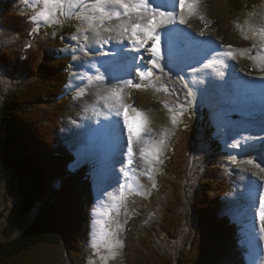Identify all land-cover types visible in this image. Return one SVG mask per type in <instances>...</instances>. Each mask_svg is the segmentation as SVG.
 I'll use <instances>...</instances> for the list:
<instances>
[{
	"label": "trees",
	"instance_id": "16d2710c",
	"mask_svg": "<svg viewBox=\"0 0 264 264\" xmlns=\"http://www.w3.org/2000/svg\"><path fill=\"white\" fill-rule=\"evenodd\" d=\"M261 1L230 3L237 10L245 2L251 8ZM0 10L1 28L26 39L25 17L15 12L14 4L0 0ZM40 40L36 43L41 48L18 43L0 49V69L17 82L27 80L0 106V182L8 175L18 196L8 217L11 229L33 216L20 234L0 240V264H85L94 207L92 182L87 167L72 169L77 157L57 137L70 109L68 99H59L67 79L66 62L50 53L58 39ZM197 125L196 129L185 124L175 132L152 206L151 200L142 202L127 224L125 264H248L243 229L230 217L220 216L230 185L215 148L214 128L203 122ZM204 145L206 166L190 192L191 155ZM158 199L164 205L157 212ZM155 212L160 218L152 221ZM189 215L195 225L193 236L187 248L177 251ZM166 244L171 246L168 252Z\"/></svg>",
	"mask_w": 264,
	"mask_h": 264
},
{
	"label": "rangeland",
	"instance_id": "374dc122",
	"mask_svg": "<svg viewBox=\"0 0 264 264\" xmlns=\"http://www.w3.org/2000/svg\"><path fill=\"white\" fill-rule=\"evenodd\" d=\"M35 5H30L29 1H26L27 4V8L24 10L20 9V13L21 15H27L29 17V19L27 21H30V28L28 32V36L26 37V39H22V37L17 36V33H10V32H5L0 28V49L1 48H6V47H12L11 45H18V43H22V46L25 48H41L42 45H39V43H36V40L38 37H42L43 39H45L47 37V40L49 41V37H53L58 35V37L61 38V33L62 31H59L60 27H62V25H66V23H68L67 21H64L65 18L64 16H66L65 14H61L60 10H55V14H56V22L54 23H48L45 22L42 19H37V20H33L31 17L36 15L37 12H39L42 7H43V0H33ZM203 0H199L198 4H194L193 6H199L200 8H202L201 3ZM204 1H210L207 4V6H204L205 9L210 8V5H212L213 1L215 2H220V1H224V0H204ZM227 1V0H225ZM21 2H24V0H21ZM178 2V0H175V3ZM203 4V3H202ZM92 4H88L87 6H91ZM188 5V7H187ZM224 6V5H223ZM221 4L219 6V8H214L215 11H217L216 13L213 12V16H214V27H218V31H219V35L220 37H218V42L222 45H232V48L230 49L231 51L234 50L233 47L240 45V42L242 40V35L239 34V32H246V28L248 29V31L250 32V37H254L255 34H257L256 39L255 40H259L261 38L262 35H264V2L262 3V5H260V7L254 12V14L251 15V17L249 18L248 16H246L245 19H243V21H240L239 23H237L239 30L238 33L236 32V35L233 34L231 31L232 28L230 27V24L227 23L228 27L231 29V31L224 26V23L226 22L227 19H231L233 18V15L235 14V11L232 12L231 14L229 13V10L227 11L228 6H226L225 8L223 7ZM184 7L186 8V10H189V2L188 3H184ZM176 8V6H175ZM91 9V8H90ZM212 9V8H211ZM177 11V15L180 14L178 9H175ZM87 9L84 10L83 7H81L79 9V11L75 12V9L72 10L71 12L74 13L72 14V16H68V20L69 22H72L73 24H79L80 22H82L85 18V13H87ZM122 11V9H121ZM190 12V11H189ZM224 12V13H223ZM68 15V14H67ZM183 15V14H181ZM237 14H235L236 16ZM135 16V14L133 15ZM186 14H184L182 17L185 18ZM189 17V16H188ZM187 17V18H188ZM133 18V17H132ZM159 19V18H157ZM124 20V19H123ZM178 20V17L176 19V21ZM133 22H135V20L133 19ZM120 23V21H117L116 23L112 24V27H116V25ZM81 24V23H80ZM179 24V22H178ZM185 27H189L186 24H184ZM234 26V24H232ZM173 26H177V25H172ZM241 26L243 27L241 29ZM101 27H104V25H102ZM170 27V28H171ZM169 28V29H170ZM235 28V26H234ZM79 30V28H77ZM186 28H184L185 30ZM159 30V29H158ZM179 30V29H178ZM58 31V32H57ZM101 32V34L104 32L103 30H99ZM180 30L178 32V35H183V31ZM79 32V31H78ZM76 32L73 36H71L70 38H68V40L66 41L67 47L63 50H65L66 52L72 54L74 56V62H77L80 66L78 70H74L71 72V77H70V83H69V91H74V94L77 96L74 99V103H78V102H82V101H86L84 100V97H90L91 96V91L90 89V85L91 82L83 79L82 78V71H83V65H81L82 62H87L88 64H90V66L92 67L97 66L98 64V60L93 59V55L95 54H91L88 53V55H85V51H84V45L86 44V42H84L83 39V35L82 33H78ZM223 33V34H222ZM162 34V32L160 31V35ZM94 35V33H92V36ZM177 35V34H176ZM190 36V34H189ZM211 36H213L214 38L216 37L215 34L211 33ZM104 37H107V35ZM111 37L115 38L116 37V32H111ZM33 38V39H32ZM123 38V37H121ZM117 39L119 40V44H125V50L122 52H117L116 55L114 57H121V55L123 53V56L125 59H123V62L126 63L128 62V60H130V54L132 53L131 56L135 58V53H133L134 51L130 49V45H128L129 43L127 42H122V39ZM191 38V37H190ZM202 39V38H199ZM262 39V44L260 42V44H257L258 47V53H257V57L259 58V54H264V37L261 38ZM21 40V41H20ZM96 40V43H94V41ZM201 41V40H200ZM204 41H208L209 43H212L210 41L209 38H204ZM109 42H113V39L110 40ZM92 43V45H91ZM188 44V42H186ZM201 43L203 44V41H201ZM39 45V47H38ZM102 45H106L103 44V41L98 38H92V41H88V47L93 48L92 46L96 47V48H101ZM130 46V47H127ZM204 45H207V43H205ZM224 45V46H225ZM107 49V48H104ZM122 49V48H121ZM203 49L206 50V46L203 47ZM220 50H223L224 52L227 51L226 48H221ZM103 51V49H102ZM196 53L197 51L200 52V49H196L195 50ZM207 51V50H206ZM198 52V53H199ZM208 52V51H207ZM222 52V51H221ZM226 54V53H225ZM223 55V54H222ZM106 56V55H104ZM108 57V59L110 58V56H106ZM194 57V56H192ZM116 58V59H117ZM157 59H160L161 62L158 60L159 63L163 64V62H167V67L169 68L171 65L170 63H168V59H174L177 62H180L181 58L176 57L173 53H171V51H169V53H167L166 51L163 52V48L160 49V54L157 57ZM179 59V61H178ZM102 61V60H101ZM231 62V57L226 58L225 60V72H230L233 71V66L232 64H235V67H238V63L237 61L239 60H235L232 58ZM138 62V66H139ZM218 63V62H217ZM219 65V63H218ZM222 65V63H221ZM93 66V68L95 69V72H97V69ZM137 66V65H136ZM136 66H135V70H136ZM116 67V65H113L114 69ZM74 68V67H73ZM185 68V67H182ZM203 68V67H202ZM200 68V69H202ZM78 71V72H77ZM159 75L161 70H155ZM224 72V73H225ZM240 73V70L237 72ZM201 74L203 76H207L208 79H210L211 76L215 77L212 73H210V69L209 68H203L201 71ZM201 74H197V72H194L193 74H188L186 73L187 77L189 78V83L190 85L187 88L186 91V87L180 88V91H178V93L176 94V102H174L171 106V112L170 114H172V117L170 116V118H173V116H175L176 118V123L173 124L172 120H170L166 126H164L163 122L165 119H167L166 116H164L165 114H163L161 112V105H159V98L158 101L155 102V98L157 97V91L155 89L151 88L152 83H156L155 81H160L161 80V75L159 79H156L155 77H151L150 79H145L143 80L144 82H140L141 84H147V87H141V88H134L129 86L128 90L132 91L134 93V100L136 99L137 96H139L138 100L140 101V103H138V109L141 108L143 109V105H142V96L144 94H147V96H149L148 100L150 102V104L147 107L148 112L152 113L154 110V112L152 113L153 116L156 115V117H160V121L161 122V126L159 127L158 124L156 122L158 121H154L151 123H149V125L151 124V126L153 125L154 127H159L157 129H150V127L148 128V126L146 127V131L144 132L143 138L137 142L135 137L133 138V144H138L141 149H144V153L145 155L143 157H141V155H138V158L142 160L143 163H145L148 168L151 169V167H153L152 169H154V172L156 171L157 173L162 169H156V161L161 160V158H163L162 156L165 155L166 152V147L169 144L170 138L172 133L174 132V130L178 127L180 121L183 120V125L185 124H189L191 123L192 125L194 124V118L192 117L194 115V113L192 112V109L196 110L197 105H202L203 108L207 109V111L209 112L210 116L213 117V119L216 121L217 123V127L218 129L222 132V130L219 128L218 125V121L222 122V117L220 115V109L217 105L216 100L214 99V95L218 94V88L217 85H209L208 88L207 87H203L200 82H201ZM235 74V73H234ZM7 72L4 68L0 69V106L3 103V100L14 90H19L21 89L23 86L26 85L27 80H21L19 82H15L14 79H10L7 76ZM100 75V74H99ZM211 75V76H210ZM225 75V74H224ZM101 76H104V74H102ZM109 78H112L109 75ZM235 78H237V75L235 74ZM231 79V77H230ZM26 80V83H25ZM85 80V81H83ZM95 80H99L98 77L95 78ZM130 80V79H129ZM227 78H223V80H218V84L220 83V89L222 87H226V84L223 81H226ZM234 83H236L234 77L231 79ZM119 79L116 78V81L114 83H117L120 85V82H118ZM113 83V84H114ZM135 83V82H134ZM207 83H210V81ZM217 83V82H216ZM239 83H242L239 81ZM199 84V85H198ZM244 85V84H243ZM207 89V90H206ZM248 91V90H247ZM191 92V95H188V93ZM94 93H92L93 96ZM154 95V96H153ZM91 96V98H92ZM262 99V98H261ZM147 100V101H148ZM264 100V98H263ZM148 102V103H149ZM156 103V106H154ZM263 109H264V104H262ZM75 107V105H74ZM154 107V108H152ZM152 108V109H151ZM75 109V108H74ZM112 113L114 115H117V119L118 121L116 122L117 126H119V128L122 129V123L121 120L119 118V114H117L118 111H115V107L112 108ZM151 109V111H150ZM199 109V108H198ZM74 111V110H73ZM120 111V110H119ZM160 113V114H159ZM71 114V113H70ZM135 114V113H133ZM131 114V115H133ZM145 117H150L151 115H148L146 113ZM159 114V115H158ZM70 116V115H69ZM200 116H201V112H200ZM74 117H76V114L74 115ZM179 117V119H178ZM69 117L63 119V126H62V130L61 133L58 134V136L61 138V140L73 151H79L81 153V155L78 153V155H80L78 158V161L75 163V165L77 164L78 166L81 165V161H85L86 157H89V159H91L92 163H90L89 167L91 169V173H92V180H93V184H94V190H95V196H96V201H95V206H94V214H93V219L91 222V234L93 231V236H91V240L89 242L88 248H87V257H86V263L85 264H125L124 263V256H123V244L121 241V226L122 223L124 221V217L125 215H127V217L130 219L131 217H133V214L135 215V212H139L141 205L140 202H142L144 199H148L151 201L149 202V204L152 206V197H153V191L151 192V189L155 186V179L154 177L152 178V182L154 185L150 186V185H145L142 186L140 185V181L136 178H131L128 185L124 188V194L121 197V199L119 198V195L117 194V189H118V183H119V179L121 177L124 176L123 171L124 169L128 168V163H126L124 166H120L121 163V159L126 156V158H129L127 151V146H125V142H123L122 139V143H121V148H124L120 150V154L121 157L119 158V156L117 155V159L116 158V165H113L111 163V156L113 154H116V150L111 149V152H109L107 158H105L103 156L100 157L99 161L98 160H93L94 158L98 157V156H94L91 153V146H89V150H83V148H81V146H85L88 145L89 143H93V139L89 140L88 139H78L75 137V135H72L71 132V128L70 126H68V122L67 119ZM73 117L71 116L69 119H72ZM162 119V121H161ZM62 120V119H61ZM179 120V121H177ZM224 121H226L223 118ZM80 121V120H79ZM77 121V122H79ZM141 121V117L138 116L136 117V119L134 120V130L137 127V125L140 123ZM114 121L111 117L109 116H100L98 117L97 115H92L90 116L89 120L86 121V128L87 130L94 128L93 133H95L98 137V139L100 140H104L105 141V149L110 147L106 146V142L108 140L107 135L103 134L99 128L100 126H103V128L107 127V126H112ZM172 123V126L169 125ZM110 124V125H108ZM96 127V128H95ZM115 131H113V133L118 132V130L116 131V126L114 125ZM118 128V127H117ZM258 128L260 129L259 132H262V128H260L258 126ZM220 132V135H221ZM89 133V131H88ZM87 133V134H88ZM125 134V133H124ZM223 134V132H222ZM122 135V133H121ZM123 136V135H122ZM224 136V134H223ZM262 136V135H261ZM94 138V137H92ZM74 140H77L79 143L80 141H83V143H85L84 140H88L87 143L83 144V145H79L76 142L74 143ZM121 140V139H120ZM236 142H238V138L234 139ZM245 141V147H248L247 150H249L247 153V157L245 158H238L237 156L235 157V148H237V144L236 145H231L233 142L229 141L228 139H226V143L228 146L231 147V149H227L230 150V153L232 154L234 160H238L240 163H234L235 166L232 167L233 164V158L230 159V161H228V163H226V169H228L227 173L228 175H231V181L232 183H235L233 188L234 191L232 193V195L230 197H228V203L229 206L226 208L225 213L230 215V217L234 220L235 223H240L242 225H246L247 227L250 228V231L246 234V236H248L250 238V240L252 241L251 243L253 244L252 246L249 244V247H252V251L250 252V250L248 249L246 252V256L248 258H250L249 260V264H264V256L261 254V252L264 254V231L262 233V229L260 230L259 225H260V220L258 219V215L257 213H259V209L255 210L254 212H251V210H247L246 207L244 205L247 204V202H251L253 204H255L257 202L258 207H260V203L262 201V195H264V190L262 187V190L259 189L260 188V182L259 181H255V178H259L258 173H251L254 168L253 167H262L263 169V165L261 164L264 161V138L259 139V140H253L250 137H246V140H243V143ZM152 145V146H151ZM243 145V144H242ZM260 147L262 150H260L257 147ZM151 147V148H150ZM140 149V150H141ZM253 149V150H250ZM68 150V149H67ZM206 148H202L200 153L196 154L193 156V162H192V169H191V180L190 183H188V191H193L196 187H197V183L199 181L200 175H202V171L204 166L206 165ZM250 153V154H249ZM252 153V154H251ZM228 156H230L229 154H227ZM230 156V157H232ZM158 157V159H157ZM105 159V160H104ZM249 159L250 161L254 162L251 165V170L245 172L248 173V176H245L241 170L240 166H244V165H248L249 164ZM104 160V161H103ZM246 160V161H245ZM98 161V162H97ZM150 162V163H149ZM248 162V163H246ZM159 166L163 165V160L160 161V163H158ZM249 165V166H250ZM259 165V166H257ZM92 166H94L92 168ZM253 166V167H252ZM227 173L225 172V175L228 177ZM238 173V174H237ZM259 174L264 178V171L259 172ZM128 176H134V175H129ZM151 176H155V174H150ZM237 176V177H236ZM238 178V179H237ZM246 180L249 182V184H254L257 183L258 184V188L255 189V192H258L257 196L253 195L249 192L246 191V189L244 187H242V180ZM240 182V183H239ZM262 192V193H261ZM248 196L249 198H244L245 196ZM148 196L151 198H148ZM145 197V198H144ZM144 198V199H143ZM238 198H242L243 200H245L246 202L244 204H240V200ZM18 200V196L17 194L14 192V188H12L11 186V182L9 181V176L8 175H4L3 179L0 182V240H4L7 237H15L18 234H20L23 229H25L26 225L28 223H30L31 219L33 216H31L28 221L17 228H13L11 229L10 224H9V213L10 210L12 209V207L16 204ZM238 200V201H237ZM159 203H157L156 208H157V212L161 210V207L164 205L163 199H158L157 200ZM148 203V202H147ZM235 205V206H234ZM234 209H238V211H240L242 214H248V216H244L242 217V219L240 220V218H237L235 215L232 214V211ZM155 212L153 214V216L151 217V220L153 221L154 219H159V214ZM146 216H149L150 214L143 212ZM225 215L224 216H228ZM194 223L193 220L191 218V216L189 215V220L186 224V227L184 228L183 232L180 234V238L177 242V245L175 247V249L177 251L183 249L188 243L191 241V237L193 236V232H194ZM261 235L263 237L262 241H261ZM117 241H119L120 243H117ZM168 247H165L166 251H169V248L171 247L169 244H166ZM262 246H263V250H262ZM64 252V251H63ZM63 252L61 254H63ZM60 254V256H61ZM176 254V253H175ZM103 258V259H102Z\"/></svg>",
	"mask_w": 264,
	"mask_h": 264
},
{
	"label": "snow or ice",
	"instance_id": "6c2138e0",
	"mask_svg": "<svg viewBox=\"0 0 264 264\" xmlns=\"http://www.w3.org/2000/svg\"><path fill=\"white\" fill-rule=\"evenodd\" d=\"M153 2L154 0H95V2L91 5V10L93 11L94 15L91 17H86L88 29H79L78 31L84 33L85 31L91 30L92 32H94L96 37L100 38L103 41V44H108L109 41L114 38H104L101 35L99 28L94 27L93 25L95 24L96 19L100 20L101 25H103L105 19L109 21L115 19L117 21H120V23H118L115 28H103L104 32H116L115 38H126L134 51L139 52L141 48H146V50L149 51L153 57H158L160 54V49L158 46L159 36L157 35V31L162 27H167V25L175 23L176 17L174 11L161 10L165 8L166 5L156 4V6L153 7ZM188 2L190 15L195 14L196 9L193 7V5L198 4L199 0H188ZM179 3L181 9H183L185 0H179ZM66 4L69 9L68 13L63 12ZM80 6L88 7L84 3V0H43L42 9L31 18L33 20L42 19L45 22L54 23L56 22L55 10H60L61 14H70L72 10ZM133 14H135L136 17L135 22H133ZM121 17H126V19L121 20ZM200 18L203 19V17ZM179 22L181 24L188 23V21L183 17L180 18ZM203 34L204 32L202 30L200 32V35ZM83 39L85 42H87L89 39L88 35H84ZM245 39H248V37H245ZM149 42H151L150 47H146L149 46ZM225 47L229 49V51L226 52V55L228 57H232L233 52L230 50L232 48V45H226ZM253 47H255V45H253ZM121 51L123 52L124 50L121 49ZM239 51L241 55H244L246 51L250 50L240 49ZM105 55H107V53H105ZM139 59L143 62L144 57L141 56L139 57ZM133 62H135V58H133ZM149 64H151L152 67H149L148 64L143 63H141L140 66L136 67V75L141 81L150 79L153 75V68L160 67L157 59H151L149 61ZM206 67H211V63L209 65H206ZM191 71L195 72L197 71V69L191 68ZM100 78L103 79V77ZM124 86H131L134 88L147 87L146 84H141L139 82L134 83L133 80L124 82ZM122 92L123 88L112 89L109 91L108 95L109 97H116L117 99H119ZM188 95H191V92H189ZM165 107H168L166 103ZM120 108L125 109V123L128 126L129 133L127 140V152L129 158L127 162L128 165L131 166L134 163L133 157L135 155L133 149V138L135 137L137 142H139L143 138L144 132L146 131V125L149 123V121L145 117L142 110L134 109V111H136L137 114L141 117L140 123L134 130L132 125L128 124V115L126 110L129 108V105L120 102ZM117 114H119V110ZM172 123H176L175 116H173L172 118ZM140 155L141 157H143L145 153L141 151ZM233 163H235L234 160ZM249 163H252V161H249ZM145 174L147 175V173ZM125 175H127V173H125ZM259 217L262 222L261 226L262 228H264V201H261L260 203ZM117 243L120 242L117 241Z\"/></svg>",
	"mask_w": 264,
	"mask_h": 264
},
{
	"label": "bare ground",
	"instance_id": "6f19581e",
	"mask_svg": "<svg viewBox=\"0 0 264 264\" xmlns=\"http://www.w3.org/2000/svg\"><path fill=\"white\" fill-rule=\"evenodd\" d=\"M170 1V0H169ZM172 2H170V6H171V8H169V11H174V13H175V17H176V19H177V17H178V15H177V11L175 10L176 8H175V5H174V3H173V0H171ZM168 2V1H167ZM174 2H175V0H174ZM162 10V9H161ZM163 11V10H162ZM133 19L134 20H136V17L135 16H133ZM229 24V23H228ZM174 25H177L176 27H179V24H178V22L176 21L175 23H174ZM115 28V27H114ZM162 28H166V27H162ZM176 29H179V28H176ZM182 29H184V28H182ZM233 30V29H232ZM160 31H161V28L157 31V35L159 36V41L160 40H162L163 39V36H166L167 35V33L166 34H161L160 35ZM168 31H169V29H168ZM167 31V32H168ZM173 31V29L172 30H170L169 31V35H170V33ZM183 31V35L181 36V35H178V37H180V38H182V39H189L190 40V36H189V30H182ZM181 31V32H182ZM168 35V37H169V39L172 41V42H175L174 40H175V38L174 37H170ZM117 40V39H120V38H114L113 40ZM122 39V42H127V39L126 38H121ZM94 43H96V40L94 41ZM150 44H151V42H149V46H146V47H150ZM129 45V44H128ZM188 45H189V42H188ZM131 46V45H130ZM158 46H159V49H161V48H163L160 44H158ZM207 47V46H206ZM123 50H125V47H123L122 48ZM200 49V52L202 51L201 49L202 48H199ZM217 49V48H216ZM115 50V49H114ZM113 50V51H114ZM129 50H133L132 49V46L130 47V49ZM141 50V52L140 53H138V52H136V51H134L133 53H135V66L136 67H138V62H139V60H138V55L139 54H142V52H144V51H147L146 50V48H141L140 49ZM208 52H209V50L208 49H206ZM108 50L107 49H103V52L104 53H106ZM213 52L214 51H216V53H217V56H220V54H221V51H223V50H212ZM211 51V52H212ZM148 53H149V60H151V59H157V57H153L152 55H151V53L149 52V51H147ZM171 53H173V50L171 49ZM215 53V54H216ZM214 54V53H213ZM105 55V54H104ZM106 56H108V55H106ZM110 56V55H109ZM176 56V55H175ZM192 56H194L193 58H195L196 57V55H191V57ZM214 55H212V56H209V57H213ZM176 57H178V56H176ZM206 58H208V57H206ZM259 58H260V60L261 61H263L264 62V54H259ZM160 61L161 62V60L160 59H157V61ZM128 62H130V60H128ZM159 63V62H158ZM162 63V62H161ZM161 63H159V65H160V67L159 68H153V75H152V77H155L156 79H159L160 78V75L155 71V70H161V68H162V64ZM218 63H219V65H218ZM218 63H217V61H214L213 63H212V66H217L218 67V70L217 71H215V70H212L211 69V67L209 68L210 69V73H212L214 76H217V77H219L218 78V80H223V78L221 77V74H219L218 72H221L220 70H221V67H222V65L220 64V60L218 61ZM206 65H209V62L207 61V60H204V63H203V65H202V67L203 68H208V67H206ZM152 67V66H151ZM202 68V69H203ZM110 69H112V68H110ZM211 76V75H210ZM119 79V81L118 82H120V85L119 84H117V83H114V84H112L110 87H109V89L107 90V93H105L104 95H101L100 93H94L93 94V96H92V98H90V100H89V102H86V101H82V102H78V103H76L75 104V109H74V111H72L71 112V114H70V116H69V118L72 116L73 118L72 119H67V122H68V126H70V128H71V130H72V132H71V134L72 135H75V137L76 138H78V139H88V131L89 130H87V128H86V121H88L89 120V118H90V116H92V115H97L98 117H100V116H109V117H111L112 119H113V121H114V123H112L113 124V127L112 126H108V128H106V129H103V131H102V133L103 134H106L107 135V137L109 138V143H108V146L109 147H111V149H113V150H116V154H113L112 156H111V163L113 164V165H116L117 163H116V158H117V155L119 156V158L121 157V154H120V150L121 149H123L124 150V148H121V143H122V140H120L121 138L120 137H123L122 135H121V133H122V130L120 131V135L119 134H117V133H113V130L115 129L114 128V125L115 126H117V124H116V122L118 121L117 119V115H114L113 113H112V108L113 107H115V111H118V110H121L122 108H120V102H122V103H124V104H127V105H129V108L126 110V111H129V110H131V113L128 115L129 117H131L132 115L131 114H133V113H136V111H134V107H133V105H131L130 104V102H132V101H134V93L132 92V91H129L128 90V87H125L124 86V82H126V81H128L129 79H127V77L126 78H118ZM234 79H235V81H237V78H235L234 77ZM207 81L209 82L210 81V79H208V77L207 76H203L202 77V79H201V82H200V84L205 88V87H208L209 85H210V83H207ZM209 84V85H208ZM220 84V83H219ZM236 86H238L239 88L240 87H242L243 86V88L244 89H246V86L245 85H243V83H239V82H237L236 83ZM118 88H123V92L121 93V96L119 97V99H117L116 97H109V91L110 90H112V89H118ZM245 91H247V90H245ZM241 94H244V92H242ZM154 96V95H153ZM148 98H149V96H147V94H144L143 96H142V105L144 106L143 107V109H144V113H146V114H148V115H151L150 117H147L146 116V118H147V120L149 121V123H151V121L152 122H154V121H158V120H160V117H156V115L155 116H153V112L155 111H153L152 113H150V112H148V110H147V107H148V105L150 104V102H149V100H148ZM148 100V101H147ZM149 102V103H148ZM122 112L123 113H125V109H122ZM255 112H259L257 109H255ZM76 114V117H74V115ZM160 114V113H159ZM158 114V115H159ZM80 120V121H79ZM77 121H79V122H77ZM161 121H162V119H161ZM149 123L147 124V126L149 125ZM157 124H158V126H161L162 124H161V122L160 121H158V122H156ZM259 127L260 128H262L263 130H262V132H259L260 134H262V133H264V124H261V125H259ZM117 130H118V128H117ZM125 135V134H124ZM120 141H121V143H120ZM121 148V149H120ZM73 154V153H72ZM75 155V154H74ZM119 158H117V159H119ZM77 160H78V158H77ZM244 169L245 170H247V171H249V170H251V166H249V165H244ZM242 173L245 175V176H248V173H245V171H242ZM238 174V173H237ZM237 177V176H236ZM238 179V178H237ZM241 180H242V187H244L245 189H246V191L247 192H249V193H251V194H253V195H256L257 196V194H258V192H255L254 190L255 189H257L258 188V184L257 183H254V184H249V182L247 181V183H246V180H243L242 178H241ZM240 183V182H239ZM260 189V188H259ZM238 201V200H237ZM240 202V201H239ZM235 206V205H234ZM232 214L233 215H235L237 218H240V220L242 219V217H243V215L244 216H248V214L246 213V214H242L240 211H238V209H234L233 211H232ZM223 216H224V214H223ZM227 217H230L229 215L227 216ZM230 219L232 220V222L234 221L231 217H230Z\"/></svg>",
	"mask_w": 264,
	"mask_h": 264
}]
</instances>
